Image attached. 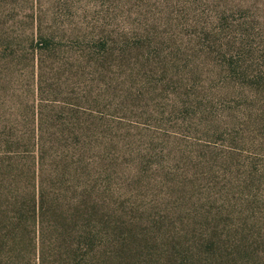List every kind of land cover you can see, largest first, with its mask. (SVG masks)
<instances>
[{"label":"rangeland","instance_id":"374dc122","mask_svg":"<svg viewBox=\"0 0 264 264\" xmlns=\"http://www.w3.org/2000/svg\"><path fill=\"white\" fill-rule=\"evenodd\" d=\"M36 3H40L41 12ZM218 11L236 23L244 16L255 17L252 23L264 33V0H0V114L13 112L19 120L16 127L24 131L32 115L30 108L43 110L51 128L75 110L90 130L97 132L88 138L86 151L83 145L61 140L51 153L65 156L70 164L81 159L109 187L110 205L129 222L145 225L147 237L138 241L142 255H130V264L227 260L223 253L207 255V228L211 225L230 232L226 240L230 248L237 242L231 240L235 227L252 231L249 241L244 230L236 235L246 243L264 237L257 230L258 226L264 231V139L257 133L250 135L245 124L249 110L257 108L237 97L240 114L229 124L227 118L219 121L220 116L210 112L217 97L211 98V91L207 92L211 84L207 49L200 43L207 38ZM39 16L46 19L44 28L58 30L55 40H59L60 53L32 51V35L39 34ZM105 37L142 39L159 46L160 39L164 40L159 53L171 58L165 66L166 78L155 61L144 69L136 68L141 56L135 49L127 51L134 65L130 73H115L116 60L98 66V53L89 49H96L98 40ZM9 41L16 43L6 46ZM181 42L178 52H173V45ZM255 46L262 48L263 42L256 40ZM9 47L15 49L10 56L13 63L2 54V49ZM150 49L145 50L146 55ZM173 62L178 84L169 77L175 72ZM248 63L251 70L264 67V63ZM80 68L83 74L75 76ZM9 69L15 74L11 81ZM41 73L46 87L43 99L38 88ZM100 79L110 89L107 86L100 92ZM115 87L118 92L113 95L110 91ZM227 99L231 105L233 97ZM46 130L45 142L49 144ZM239 131L241 137L233 140V133ZM21 145L26 148L23 142ZM67 149L68 155L63 152ZM35 152L39 155L37 149ZM4 153L0 150V160ZM47 164L41 172L52 176L54 169ZM219 189L224 199L215 202ZM235 190L240 197L235 196ZM218 204L225 212L214 218ZM155 219L160 222L154 226ZM149 253L155 256L149 259Z\"/></svg>","mask_w":264,"mask_h":264},{"label":"trees","instance_id":"16d2710c","mask_svg":"<svg viewBox=\"0 0 264 264\" xmlns=\"http://www.w3.org/2000/svg\"><path fill=\"white\" fill-rule=\"evenodd\" d=\"M37 6L41 12L40 3ZM227 15L224 11L215 14L216 21L207 31V38L200 43L207 49V78L211 81L207 92L211 91V98L217 97L216 104L210 105V112L220 116L219 121L227 118L226 124L233 123L240 114L241 100L237 97L244 98L258 110H249L245 119V124L248 125L246 131L250 135L257 133L260 135L258 138L264 139V67L251 70L248 63L252 61L263 65L264 33L252 23L257 20L255 17L250 19L244 16L242 21L238 20L236 23L234 20L228 21ZM44 20V16H39V34L32 35V51L56 55L61 49L59 40H55L58 30L52 26L44 28ZM256 40L263 42L262 48L257 49ZM160 42L161 46L142 39L133 41L129 38L105 37L98 40L96 49L89 50L91 53H98V66L116 60L117 65L113 68L115 73L118 71L125 75L134 66L127 51L135 49L138 56H141L136 68L144 69L155 61L162 69L165 76L163 78H166L168 67L165 66L170 64L171 58L159 53V49L166 43L162 39ZM14 43L16 41H9L6 46ZM182 44H174L173 52H178ZM148 48L153 50L150 49V53L146 55L145 50ZM8 50L9 54L6 53ZM256 52H259V57ZM14 53L13 47L2 49L3 57L8 63L14 62L13 57H10ZM40 64L42 66V63H37L38 66ZM64 65L63 63L59 70ZM173 71L174 74H169V77H173V81L178 84L180 78L174 62ZM83 72L84 69L80 68L74 75L80 77ZM13 76L14 71L9 69L8 80L11 81ZM99 85L100 92L108 86L103 79H100ZM38 88L43 99L46 87L42 73ZM108 88L110 89L109 86ZM110 92L115 95L117 87ZM229 97H233L231 105V99H227ZM222 98L226 100V104ZM40 105L44 109L43 101ZM30 110L32 115L27 119L24 131L16 127L15 122L19 120L12 116L13 112H9L7 116L4 112L0 114V150L5 152L0 160V264H130V255H142L138 251V241L142 240V236L147 237L145 225L141 221L129 222L118 213L117 208L110 205L107 199L109 187L104 186L103 179L99 175L95 177L81 159L72 165L65 156L51 153L61 140H68V144L73 146L83 145V150L86 151L88 138L97 132L90 130L87 121L75 110L68 112L65 119L57 120L52 128L48 125L51 121L43 110L39 111L38 107ZM251 118H254V122L249 121ZM46 128L51 138L49 144L48 141L45 142ZM239 136L241 137L240 131L233 133L232 138L237 140ZM226 138L230 140L231 135L228 134ZM22 142L26 148L21 145ZM36 149L39 155L35 152ZM63 152L68 155L70 149ZM22 153L24 155H20ZM48 154L52 157L49 158ZM47 161V166L54 169L52 176L41 172ZM71 170L74 171L72 175ZM235 191V196L240 197L239 191ZM216 193L215 202L224 199L221 189ZM218 208L220 210L214 213V218L225 212L220 204ZM158 221L160 219H155L152 225L155 226ZM217 227L218 225H211L207 228V255L218 256L223 253V257L227 256L228 259L212 264H240L239 259L243 261L242 264L252 260L261 264L264 237L255 238L254 242L258 244L246 243L236 235L244 230L247 232V237L244 238L249 241L252 231L243 226L235 227L231 231V240L237 239V242L230 248L226 241L230 232L220 231ZM257 228L264 236V231L258 226ZM172 245L175 248L178 246L175 243ZM149 256L151 259L155 254L149 253Z\"/></svg>","mask_w":264,"mask_h":264}]
</instances>
